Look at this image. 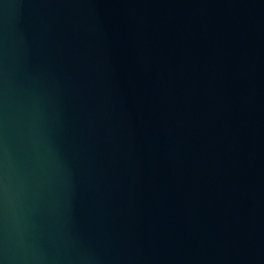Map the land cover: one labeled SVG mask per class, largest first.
<instances>
[{"label": "water", "instance_id": "obj_1", "mask_svg": "<svg viewBox=\"0 0 264 264\" xmlns=\"http://www.w3.org/2000/svg\"><path fill=\"white\" fill-rule=\"evenodd\" d=\"M0 264H264V0H0Z\"/></svg>", "mask_w": 264, "mask_h": 264}]
</instances>
